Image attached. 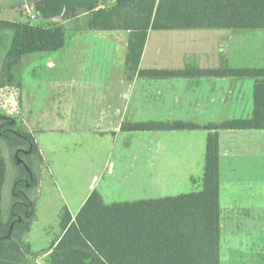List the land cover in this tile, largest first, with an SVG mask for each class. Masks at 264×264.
<instances>
[{"label": "trees", "instance_id": "16d2710c", "mask_svg": "<svg viewBox=\"0 0 264 264\" xmlns=\"http://www.w3.org/2000/svg\"><path fill=\"white\" fill-rule=\"evenodd\" d=\"M34 8L45 20H67L85 11V29L127 30L125 73L129 79L135 74L152 78L184 74L139 68L149 30L264 29V0H113L103 7L99 0H35ZM6 31L11 37L0 68L1 87L15 85L14 69L23 55L55 52L65 42V28L55 22L33 26L0 19V34ZM209 73L255 79L251 117L205 125L181 120L122 125L124 131L208 130L201 190L106 203L94 189L74 217L63 206L61 234L48 249V264H220L218 130L264 128V68ZM9 137L24 143L17 156H34L41 163L33 135L20 130L14 117L0 113V139ZM19 166L23 167L22 161ZM37 170L28 169L26 177H15L11 185L10 222L0 219V264H26L24 252L30 247L24 237L35 218V202L27 191L39 183ZM7 176V160L0 151V202Z\"/></svg>", "mask_w": 264, "mask_h": 264}, {"label": "rangeland", "instance_id": "374dc122", "mask_svg": "<svg viewBox=\"0 0 264 264\" xmlns=\"http://www.w3.org/2000/svg\"><path fill=\"white\" fill-rule=\"evenodd\" d=\"M34 1L0 0V19L24 21L33 26H44L50 22L62 24L65 28L66 41L64 48L55 52H34L23 55L14 69L15 85H7L2 89L0 86V113L14 117L17 120L18 128L23 131H25L26 127L22 124V84L27 106L31 108L33 119L45 122L47 115H51L49 113L55 108L51 107L48 102L53 101L51 96L52 92L57 89V83L68 81L70 74H74L78 81L85 80L86 74L84 73L86 71L83 61L86 57L84 56L80 61L73 63V57L70 56L77 54V52L79 54H91L108 49L117 59L116 69L120 67L122 74H124V57L127 52L129 36L127 31H121L119 35L110 34L112 30L88 29L76 33L74 32L75 30L85 27L88 17L87 12H80L78 16L67 20L61 17L45 20L35 10ZM112 3L113 0H99L100 7L108 6ZM32 14L34 17H32ZM206 31V29L199 28L152 30L145 46L142 67L171 64L163 61L154 63V60H165L171 57L204 52L216 54L221 51L229 55V65L231 67H264V29L213 30L224 31V36H222L224 38L216 36V34L198 33H206ZM227 36L232 40L229 43L228 39H225L228 38ZM10 37L11 33L8 31L0 34V68ZM102 39L104 41L108 39V41L102 42ZM72 40H80V45L70 47ZM111 44L113 45L110 49L109 46ZM60 53H63L64 56L58 66L47 67L46 58ZM120 57H122L121 66L118 63ZM112 71L115 73L114 69ZM109 75H107V80L101 77L104 80L102 81L104 83L103 88L98 85L82 87L77 84L73 87L71 84L72 91L66 92L64 96L61 95V105L68 103L75 105V108L67 110L65 114L68 115L63 117L64 121L67 118H73L74 120V124L71 120V125L67 127V131L64 130L53 134L48 131L36 132L39 139L56 143L54 152L50 155L48 166L46 162L40 163V160L35 159L34 156H17V151L25 148L24 143L18 138L0 139V151L6 157L8 173L0 202V219L2 222L6 224L10 222V206L13 198L11 185L14 178L26 177L28 169H38L37 172L40 173L41 185L31 187L27 191V195L33 198L35 202V218L32 220L30 230L24 237V241L30 247V251L24 252L26 264H48L46 261L48 249L61 234L60 214L63 206H66L70 212L74 213L86 194L88 183L94 175L95 179L92 182L94 189L100 190L102 188L104 190L106 203L158 198L160 191H153L156 189H152L147 184L145 172L147 169V157L144 151L146 150V143H151L156 161L161 164L164 159L163 152L176 154L190 143V139L173 138L163 141L162 138H156L152 145V142L147 137V132L134 131L131 134L124 131L122 132L123 134L121 133L118 136L112 146V142L107 137L104 138L99 134H89L87 128L90 127L77 126L79 120L86 117V111L83 109L84 104L86 105L94 100L96 101L94 103L119 101L118 94L116 96L115 91V77L111 76V74ZM242 79L253 81L251 78ZM145 81L146 78H140L136 85H128V83L124 82L123 95L120 102L124 104L127 100L130 103V107L136 102L137 104L138 102L144 104L139 92ZM18 83L19 86H17ZM116 89L117 91L119 90L118 84ZM247 112L238 111L234 113V116L247 117ZM140 120L147 119L146 117H141ZM74 125L76 127H73ZM197 133L205 132L204 130H199ZM127 141L132 142V146L129 148L126 147ZM191 142L194 144L193 140ZM205 144L206 142L203 143V146ZM195 145L192 149H196L195 155L197 158V141ZM124 148H127V150H138L137 167L139 168V173L137 175L135 170L132 169L135 164L132 165L131 159L127 158L126 154L122 152ZM190 148L191 146L189 151L184 149L182 153H189ZM19 161H22L23 167L19 166ZM110 163L112 165V173L108 172L109 169H107ZM183 163L186 168L198 166L189 165L188 158ZM202 163V166H204V158ZM155 167L157 169V166ZM180 170L184 171L187 169ZM137 176L139 178L137 182H134ZM196 179L198 180L197 177ZM200 189V187L188 182L181 175L177 188L170 189L165 194L178 195ZM221 199L222 202L225 200L223 196ZM221 219L220 264H259V262L264 261L262 250L260 253L258 230L255 228L258 226V222H247L245 225L246 229H240L237 232L239 234L245 233L232 237L228 235L229 222L226 217V209L222 210ZM261 240H264V236Z\"/></svg>", "mask_w": 264, "mask_h": 264}, {"label": "crops", "instance_id": "0c3cea01", "mask_svg": "<svg viewBox=\"0 0 264 264\" xmlns=\"http://www.w3.org/2000/svg\"><path fill=\"white\" fill-rule=\"evenodd\" d=\"M224 29L236 28H210L206 29V33H202L203 31L198 33L210 35L216 34V36L224 38L222 37L224 36V31H213ZM82 30L88 29L81 28L75 30L74 32L78 33ZM152 30H149L148 32L147 40ZM121 31L127 30H112V33L110 34L115 33L119 35V32ZM227 37L228 38L225 39H228V43L231 42L232 40L229 36ZM107 41L108 39L106 41L102 39V42ZM76 45H80V40L71 41L70 47ZM112 45L113 44L109 46L110 49ZM64 46L62 48H64ZM144 50L140 59V69L180 70L183 71L184 74L162 78L145 77L135 74L133 78L129 79L125 73L126 53L124 57V74H122L120 67L116 69L117 59L115 58V55L109 52L108 49H104L102 51L103 53L101 51L91 54H79L77 52V54L70 57H73V63L80 61V59L84 56L86 57L83 61L84 69L86 71L84 73L86 74L85 80L78 81L74 74H70L68 81H60L57 83V89L52 92L51 96L53 101L48 102L51 107L55 108L51 113H49L51 115H47L45 122L43 120L35 121L33 119L34 117L32 115L31 108L27 106L22 84V124L26 127L25 131L30 132L33 135L38 145L41 163L46 162V165L48 166L50 162V155L54 152L56 143L54 141L45 142L39 139L36 132L48 131L51 134L55 132H63L64 130H68L67 127L71 125V120L74 124L73 118H67L66 121H64L65 119L63 117H66L68 115L65 114L67 110L74 109L75 105L73 103L61 105V95L64 96L66 92L72 91L70 87L71 84L73 87L77 84L82 87L98 85L103 88L104 83L102 81L104 80L101 79V77H104V79L107 80V75L110 76L109 74L115 77V91L116 96L118 94L119 101H112L111 103H94L96 102L94 100L90 101L86 105L84 104L83 109L86 111V117L84 119H80L77 126L90 127L87 128L89 134H99L104 138L107 137L112 142V146L118 139V136L124 132V130H122V125L127 123L149 120H181L205 125L228 119L251 117L254 106L253 90L255 79L252 77H236L229 75L218 76L209 73V71H215L218 69L244 68L231 67L229 65L230 57L224 51L216 54L204 52L199 54H186L185 56L171 57L165 60H154V63L163 61L171 64L161 66L154 65L143 68L142 63L144 60ZM63 56V53L48 56L45 61L47 67H57L60 60L63 59ZM119 60L120 61L118 63L119 66H121L122 57H120ZM113 69L115 70V73H113ZM140 78H146L145 84L141 87L139 92L144 104H140V102L137 104L136 102V104L130 107V103H128L127 100L124 104L121 103L120 99H122L123 95V83L126 82L128 85H136ZM242 78H251L253 81H245ZM117 84L119 86L118 91L116 89ZM3 87H1V89ZM238 111H248V116H234V113ZM141 117H146L147 120H140ZM75 125L73 127H76ZM199 130H204L205 133H197ZM125 132L132 134L134 131ZM142 132H147V137L149 138V141L152 142V145L156 138H162L163 141L173 138L190 139V143L184 148L189 151V147L191 146L189 153H182L184 149L182 151L180 150L176 154L163 152L164 159L162 164L156 161V156L153 151V146L151 147V143H146V150L144 151L146 152L147 157V169L145 171L147 175V184L152 189H156L153 191H160V195L158 197L166 196L168 195L165 194L167 193L166 191L177 188L181 175L186 178L188 182L194 183L196 187L202 188V176L204 171L202 160L204 158L205 163L206 151V144L203 146V143L206 142L208 130L183 129L162 131L150 130ZM192 140L194 141V144L191 142ZM196 141L198 142L197 158L195 155L196 149H192V147L196 146ZM131 146L132 142L127 141L126 147L129 148ZM127 148H124L125 150L123 149L122 152L123 154H126L127 158L131 159L132 165L135 164V167L132 169L135 170L137 175L139 173V168L137 167L139 154L138 150H127ZM187 158L189 159V165H198L197 167L195 166L198 170H192L195 169L193 167L186 168L183 162L187 161ZM218 161L220 229L222 220L221 214L224 209H226V217L229 222L228 235L232 237L243 235L245 232L241 234L237 232L238 230L240 231V229L245 230L247 222H258L259 224L255 228L258 230L259 234L260 253L262 250V254L264 255V240H261L264 236V128L218 130ZM180 164L182 165L180 166ZM155 166H157V169ZM107 169H109L108 172H113L111 163ZM180 169L187 170L181 171ZM138 178L139 176L136 177L134 182H137ZM94 179L95 175L88 183L87 192L82 198L77 210L74 213L71 212L73 217L85 202L90 192L94 190V186L92 184ZM37 185H41V180H39ZM98 191L102 194L104 199V190L100 188ZM222 196L225 199L223 202L221 199ZM259 264H264V261L259 262Z\"/></svg>", "mask_w": 264, "mask_h": 264}, {"label": "built area", "instance_id": "2783aa9c", "mask_svg": "<svg viewBox=\"0 0 264 264\" xmlns=\"http://www.w3.org/2000/svg\"><path fill=\"white\" fill-rule=\"evenodd\" d=\"M32 17H34V15L32 14Z\"/></svg>", "mask_w": 264, "mask_h": 264}]
</instances>
